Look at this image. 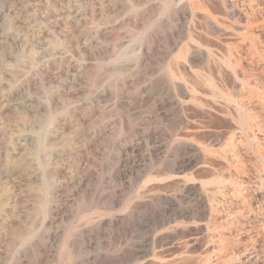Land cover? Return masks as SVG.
I'll return each instance as SVG.
<instances>
[{
	"label": "rangeland",
	"instance_id": "374dc122",
	"mask_svg": "<svg viewBox=\"0 0 264 264\" xmlns=\"http://www.w3.org/2000/svg\"><path fill=\"white\" fill-rule=\"evenodd\" d=\"M180 1L0 0V264H192L203 258L264 264V184L258 182L264 177L251 175L262 169L263 176L264 160L251 155L244 170L226 172L222 188L230 207L219 204L215 213L194 193L171 205L158 183L148 182L165 165L141 145L142 117L173 95L162 72L173 55L188 44L195 50L194 42L207 36L217 57L236 64L239 78L264 77V59L251 53L247 37L264 50V0H226L218 27L191 10L189 0L179 7ZM250 11L258 18L251 25ZM206 48L197 52L193 70L206 68ZM238 85L242 104L264 103ZM153 122L165 143L169 123ZM197 172V180L212 175Z\"/></svg>",
	"mask_w": 264,
	"mask_h": 264
},
{
	"label": "bare ground",
	"instance_id": "6f19581e",
	"mask_svg": "<svg viewBox=\"0 0 264 264\" xmlns=\"http://www.w3.org/2000/svg\"><path fill=\"white\" fill-rule=\"evenodd\" d=\"M174 2H176V1H174ZM189 3H191V5H192L191 10L199 11V13L200 12L203 13L204 15L201 17L204 20H206L209 24L214 23L215 26H217V27L220 25L217 23L218 21L216 22V20H217L216 15L219 12H226V10H227L226 0H189ZM182 4L184 5V3L181 2V4H179L178 6L179 7H180V5L183 6ZM249 4H250L249 5L250 8L255 9L257 11L260 10V9H258V6H257L258 4L256 2H252ZM244 7H245V5H244ZM158 11H160V10H158ZM238 12H240V10ZM250 12L253 13L252 11H250ZM161 14H163V13H161ZM244 17H246V16H244ZM255 17L256 16L254 13L249 16L250 25L255 20ZM197 18H200V17H197ZM202 18H200V19H202ZM257 19H256V21H257ZM219 21H220V19H219ZM195 24L198 25L196 22H195ZM178 26H179V24H178ZM195 27H197V26H195ZM191 28H192V24H191ZM197 28L199 29L200 27H197ZM215 29H217V28H215ZM234 30H236V29H234ZM240 30H242V29H240ZM179 31H180V29H179ZM204 32H205V30H204ZM244 32H242V33H244ZM209 35H210V32H209ZM213 35H216V34H213ZM229 35H230V33H229ZM197 36L199 37L198 33H197ZM233 36H234V34H233ZM247 37L252 42L253 48L251 49V53H254V54L258 55L260 58L264 59V50H261L258 47L256 48L257 42L253 39V35L249 34V36H247ZM227 40H229V39H227ZM234 40L235 39H233V41ZM210 42H211V39L209 37L205 36L204 39L203 38L201 40L198 39V41L194 42L195 50L192 49L194 47H192L191 44H188V45L182 47L175 55H173V59L171 60L172 62L170 61L169 64H167L166 66L163 67L162 72H163L164 81H165L164 83L166 85H168V87H169L168 89L172 92L173 95L170 96L169 98H166V99L161 98V99L155 101V103L152 105L151 109L148 112H146V114L142 117L146 122V127H145V130L143 132L141 145H144V147L146 149L145 150L146 154L148 155L149 158H152V156L155 155L157 157V160L165 165L164 166L165 171H161V173H159L158 171L152 172V174L156 173L157 175H150L148 178V182L158 183V185L156 187L155 186L154 187L159 192L164 194V196H165L164 201H166V202L169 201V203L171 205H177V202L181 203L184 201V199H185L184 197L186 194L192 195V193H194V196H195V194H199L198 198H199V201L201 202V204L207 205L209 211L211 213H215L220 208V207H218L219 204H220V206H223V207H225L224 205H228V204H226V202H227L226 190H224V188H222L223 185H226L227 183H229L228 179L226 177V172L229 169H231L232 167H235L237 169L245 168L249 164L248 161L251 159V155H253L256 159H258L260 161L264 160V138L261 139L262 138L261 135H263V137H264V103L261 104L260 106H258L256 109L255 108L250 109L247 106H245L244 104H242L241 101L238 99V92H239L238 83H241L245 87L244 90H246L245 92L249 95L250 98L252 97V98L258 99L259 101H264V77H259L257 82H255V83L254 82L252 83L251 82L252 80L250 81L249 77L246 74H244V76L242 75L243 76L242 78H239L236 74V69H237L236 64L232 63L231 60L229 59V57H227V56H223L221 58L217 57L212 51L213 48L210 49V47H209ZM224 42H227L226 39ZM214 43L212 42L211 44H214ZM204 44L208 45V48H206V53L204 55V57H205V65L204 66L206 68L203 70L202 69L203 66H202V68L200 70H193V65L198 60L197 58L199 57V54L197 52H199V50L202 49V46H204ZM245 45H246V43H245ZM154 46H155V44H154ZM153 47H152V50H153ZM223 52H225V51H223ZM231 52H232V50H231ZM245 52H247V51H245ZM128 53H129V51H128ZM235 53H236V51H235ZM126 55H127V53H126ZM239 58H241V57H239ZM200 59H201V57H200ZM247 62H248V59H247ZM248 64H250V62ZM254 64L257 65V62ZM247 66H249V65H247ZM226 70H228V71L230 70L231 73L230 74L228 73L229 74L228 75ZM159 80H160V78H159ZM147 81H149V80H147ZM156 82L157 81L155 80V83ZM166 90H167V88H166ZM184 90H186L189 93V95H190L189 97H187V98H184V97L181 98L180 97L181 93ZM185 95H187V94H185ZM146 99H148V97ZM253 107H255V106H253ZM142 113H144V112H142ZM139 114H141V113H139ZM136 116H137V114H136ZM154 120H155V122H158V123H161L163 120H167V122L169 123V127L171 129V132L168 134L167 140L165 143L163 141H158V137L161 138L162 135L160 133V130H158V127L154 126V122H153ZM139 140H141V139H139ZM136 143L137 142H135V145L134 144L130 145L132 148L130 150H132L133 152H134L135 148L139 146ZM140 150L141 149H139L138 151H140ZM142 161H144V160H142ZM148 163H150V162H148ZM246 163H248V164L246 165ZM133 165H135V164H133ZM253 166L255 167L256 165H253ZM161 169L164 170L163 168H161ZM195 170H198V172L200 170L201 175L204 174V173L202 174V171H205V172L210 171V173L212 172L211 178L204 180L205 179V177H204V179L197 180L195 177L196 173L194 175ZM258 170H262V169H258ZM258 170L255 169L253 172H251L252 173L251 175H253V176L255 175V177L257 176L256 178L264 177V174H263V176H261V172ZM231 173H233V172H231ZM236 173H237V171H236ZM238 173H241V172L238 171ZM205 174H208V173L206 172ZM245 174H246V172H245ZM197 176H199V174ZM246 177H247V175H246ZM245 179H248V178H245ZM262 179H260V180L262 181ZM241 180H243V179L241 178ZM260 180L258 181V182H260L259 184H264ZM243 181L246 182V180H243ZM153 185H155V184H153ZM151 186H148V187H151ZM212 187L214 188V190L213 191L211 190V192H210L209 190ZM245 188H247V187H245ZM149 190H150V188H149ZM151 190H154V189H151ZM243 190H244V188H243ZM249 190H251V189H249ZM144 192H145V190H144ZM244 192H246V191H244ZM255 192H253V193H255ZM249 195H250V193L247 196H249ZM160 196L161 195L158 194L157 197H155V198L153 197V198L157 200L158 198H160ZM218 196H221V199ZM216 197H218L220 199V202H217L218 199ZM200 202H199V204H200ZM233 202H235V200ZM184 203H185V201H184ZM164 204H165V202H164ZM229 204H231V201ZM254 204H256V203H254ZM259 207H260V205H259ZM197 208H199V207H197ZM256 208L257 207L255 206V209ZM227 209H228V207H227ZM251 209H252V207H251ZM258 209H260V208H258ZM203 210H204V208H203ZM188 211H189V209H188ZM237 211H238V208H237ZM195 212H197V210ZM205 212H207V210H205ZM255 212H253V213H255ZM187 213L189 214V212H187ZM234 213H235V211H234ZM171 214H172V212H171ZM218 215H219V212H218ZM219 216H221V215H219ZM236 216H237V214H236ZM181 217H182V214H181ZM233 219H235V218H233ZM226 220H227V218H226ZM244 220H245V218H244ZM253 220H254V218H253ZM258 220H259V218H258ZM238 222H240V221H238ZM234 223H236V222H234ZM251 224L249 223V225H251ZM164 227H165V225H164ZM164 227H162V228H164ZM259 231H261V230L259 229ZM221 233H220V235H221ZM262 234H264V232ZM188 235H189L188 237H190V234H188ZM181 236H183V235H181ZM159 238H163V237H159ZM190 240H192V239H190ZM196 240H197V238H196ZM221 240H222V238H221ZM224 240H226V239H224ZM224 240H222V241H224ZM258 240H260V239H258ZM170 243H171V240H170ZM188 243H189V241H188ZM169 252H171V251H169ZM234 253H236V252H234ZM261 255H259V257ZM226 257H227V254H226ZM260 258H262V257H260ZM227 259H229V258H227ZM179 260H180V258H179ZM153 262H152V264H153ZM227 262H229V260H227ZM165 264H168V262ZM192 264H210V263L206 258H203L199 261L192 262ZM232 264H234V263H232Z\"/></svg>",
	"mask_w": 264,
	"mask_h": 264
}]
</instances>
